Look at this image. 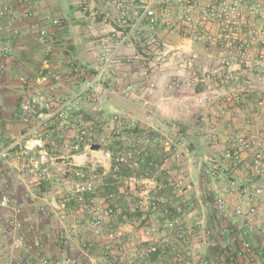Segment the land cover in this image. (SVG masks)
Here are the masks:
<instances>
[{
  "label": "built area",
  "instance_id": "obj_1",
  "mask_svg": "<svg viewBox=\"0 0 264 264\" xmlns=\"http://www.w3.org/2000/svg\"><path fill=\"white\" fill-rule=\"evenodd\" d=\"M32 16L31 12H17L0 0V21L6 19L12 25L20 19L29 20ZM160 24L167 27L178 25L198 34L195 39H201V35L214 26L221 35L219 40L222 44L229 42L240 50V62L246 63L249 49H264V0H122L117 25L111 27V36L106 40L104 36L99 41L93 74L89 76L86 68L72 59L67 60L69 72L81 80L82 85L76 94L65 99H54L43 91L44 82L52 75L47 63L44 69L46 75L42 76L45 79L40 77L30 83L28 95L20 104L23 127L17 134H11L7 144L0 149V163L12 161L16 164L19 177L29 178L33 182L51 181L55 185H60L72 172L74 180L67 182L69 191L83 203L84 196L93 194L97 184H103L105 180L119 182L123 178L125 183L137 184L134 172L143 165L155 167L153 159L147 160L143 153L151 143L149 138L140 142L142 152L126 154V160L123 156L112 158L110 152H104L101 160L89 166L72 162L59 167L55 156L46 147V135L54 127L66 123L73 114L78 117L82 110V99L95 91L109 68L118 62L123 49L132 47L145 28L151 31ZM242 33L246 35H239ZM25 34L37 39L47 52L56 42L54 31L36 23L28 26ZM207 38L210 40L208 43L213 40L210 36ZM151 43L161 48L156 40ZM258 57L261 59L259 64L264 65V56L259 54ZM0 58H13L9 45L0 46ZM221 63L229 66L231 60L225 58ZM262 68L260 66L258 72H261L260 78L264 79ZM4 69L5 66L0 64V70ZM133 91L131 84L121 89L125 95ZM234 103L241 104L238 96ZM260 105L264 118L263 101ZM227 134L226 148L219 159L203 156L198 160L202 188H195L189 170L180 169L160 188H144L137 195L131 204V212L153 217L163 215L165 218L162 225L149 224L141 231L142 236L150 240L160 234V230L165 234L162 240L151 242L143 256L166 254L170 264H264V185L248 187L234 177H223L225 170L235 172L239 169L256 178L264 176V134L254 136L236 128ZM211 143L218 146L219 138L212 136ZM91 145L86 132L81 131L72 144V151L90 152ZM123 169L130 172L127 177L121 176ZM142 174L148 177L150 171ZM145 180L152 181L148 178ZM84 209L90 211L89 230L98 242L104 243L102 248L105 255L109 248L107 243L114 239V234L104 231L103 225L115 215V210L101 202H91ZM40 210L43 211V208ZM0 212L7 216L0 240V264H29L15 258L19 252H27L36 264H55L41 254V242L35 236L36 228L28 223L24 215V206L13 201L3 188H0ZM60 218L65 220L64 216ZM82 246L86 247L85 241ZM3 253L4 258L1 257ZM253 254L260 257L258 262H252ZM60 264L78 263L65 259ZM108 264L135 263L131 257L126 259L119 254L113 255Z\"/></svg>",
  "mask_w": 264,
  "mask_h": 264
},
{
  "label": "crops",
  "instance_id": "obj_2",
  "mask_svg": "<svg viewBox=\"0 0 264 264\" xmlns=\"http://www.w3.org/2000/svg\"><path fill=\"white\" fill-rule=\"evenodd\" d=\"M1 1L17 12H31L33 16L29 20L20 19L12 25H9L6 19L0 21L3 25V29L0 30V46L9 45L13 50L12 59L0 58V64L5 66L4 70H0V149L7 144L11 134H17L22 129L20 104L28 95L30 83L46 75L44 70L46 63L52 75L44 82L43 91L54 99H65L76 94L82 85L81 80L69 72L67 60L72 59L78 65L90 67L98 51L93 35L98 32L101 25L105 29L103 21L101 24L96 23L99 22V15L102 16L105 11L104 9H101L100 13L93 11L102 8L97 0ZM95 13H98L97 20L93 18ZM34 23L55 32L56 42L50 52H47L45 46L37 39L25 34L28 26ZM15 31H18L19 35L15 34ZM125 54L128 55L127 57H132L130 49L125 50ZM132 69V73L117 72L118 78L114 77L112 81H120L122 86L129 84L131 79L136 82L141 81L135 68ZM42 78L45 79V77ZM148 80L134 83L135 92L122 104H116L109 96L114 94L111 87L101 88L99 91L103 93V97L107 93V97H110L109 100H105L103 108H106L108 112L117 111L126 116H135V112L138 115L142 113L143 120L140 126L142 129L157 126V120L151 119L154 114L157 116L161 113L164 119H175L178 111L166 106L170 103L169 94L155 87V81L151 78L153 82ZM114 86L117 89L120 88L117 85ZM142 87L143 89H140ZM200 88H193L195 96L203 94ZM119 93L122 94L121 91ZM148 95L147 101L141 99L142 96ZM156 108H159L160 112ZM140 110L143 112H139ZM205 113L202 114L205 115ZM148 118L149 120H145ZM201 120L198 123L200 130L211 131L215 128L212 117L210 121H206L205 118ZM85 124L88 125V123ZM66 125L54 127L53 131L46 135L47 144L50 143L53 147L50 151L59 152V155L55 157L57 161H60L57 162L58 166H66L72 162L89 166L99 161L101 155L91 150L80 153L72 151L74 140L69 141L67 138L75 137L74 133L78 127L76 114L66 121ZM216 128L221 131L223 125L217 124ZM65 133L69 136L66 137ZM201 147L200 145L199 148L197 147V154L204 149ZM103 167L107 168L106 165ZM227 174L236 178L244 186L264 185V176L256 178L240 169L235 172L225 171L224 175L228 176ZM68 176L71 181L74 180L72 172ZM50 183L52 184L51 181L33 182L29 178L19 177L16 164L12 161L0 163V188H3L13 201L24 206V215L28 223L36 228L35 236L41 242L43 256L54 261L55 264H60L65 259L73 260L78 264H108L113 255L119 254L126 259L131 257L135 264H146L149 261L155 264H170L169 256L166 254L143 256L144 250L151 242L162 240L165 234L160 230V234L150 240L143 237L141 231L149 224L162 225L165 220L163 215L153 217L149 214L131 212V204L120 194L123 193L120 188H115L114 193L109 192V188H96L93 194L84 196L83 203L79 201L77 195L69 191L67 184L46 188L45 185L48 186ZM141 193L142 191H134L132 199H136ZM91 202H101L115 210V215L103 225L104 231L114 234V239L107 243L109 248L105 255L102 248L104 243L98 242L89 230L90 211L84 208L89 207ZM41 208L43 211L40 210ZM61 216H64L65 220H62ZM6 220V214L0 212V240H2ZM83 241L86 242V247L82 246ZM64 242L67 244H63ZM1 257L4 258V253ZM15 258L23 263L36 264L27 252L16 253ZM251 259L252 262H258L260 257L253 254Z\"/></svg>",
  "mask_w": 264,
  "mask_h": 264
},
{
  "label": "rangeland",
  "instance_id": "obj_3",
  "mask_svg": "<svg viewBox=\"0 0 264 264\" xmlns=\"http://www.w3.org/2000/svg\"><path fill=\"white\" fill-rule=\"evenodd\" d=\"M97 2L102 5V8L93 11L100 13L101 9L105 10L102 16L99 15V22H96L101 24L103 21L105 29L101 25L98 32L93 35L95 44L98 45L101 38L105 36L106 40L111 36V27L117 25V16L122 0H97ZM93 18L97 20L98 13H95ZM205 33L201 35V39H195L198 34L182 29L178 25L167 27L160 24L151 31L145 28L136 37L132 47L123 49L118 62L109 68L108 74L96 86L95 91L93 90L90 95L82 99V110L77 114L78 127L74 133L75 137L67 138V140H75L81 131H85L89 141L100 145V149L92 151L93 153H98L102 157L104 152H110L112 158L123 156L125 160L126 154L141 151L143 145L140 142L144 138L151 140L150 145L144 148L143 153L146 154L147 160L153 159L155 167L150 168L143 165L140 170L134 172L138 179L137 184L130 185L125 183L122 178L119 182L105 180L103 184L98 183L97 188H109L111 193L115 192V188H122L123 193L120 194L130 204H133L136 200L132 199L134 191H143L144 188H160V185L167 179L177 175L180 169L189 170L195 188H202L198 160L204 155L219 159L226 148L227 133L230 130L236 128L254 136L264 134V118L260 105L261 101L264 104V79L260 78L261 72H258L260 66H263L262 69H264V65L259 64L261 59L258 57L259 54L264 56V49H249L246 63L240 62V57H238L240 50L229 42L222 44L219 40L221 35L216 27H209V31ZM239 35L244 37L246 34ZM208 36L213 38L210 43L207 42L210 41ZM153 40H156L161 46L160 49L151 43ZM128 49L132 51V57H127L128 55L125 54V50ZM96 57L90 67H84L88 70L89 76L93 74ZM225 58L231 60L229 66L221 63ZM132 68H135L134 70L138 73L141 81L136 82L131 79L129 84L134 87L131 94L135 92L134 83L146 82V79L150 80L151 78L155 81V87L160 88L161 92L166 91L169 94L170 103L166 106L178 111L175 119H164L161 113H158L157 116L154 114L151 119L157 120V126L142 129L140 128L143 120L142 113L138 115L135 112V116H126L117 111L108 112L106 108H103L105 100L110 99L107 97L108 93L103 97V93L99 91L101 88L105 89V86L114 90V94L109 96L116 104H122L125 99L130 98L131 94L126 96L119 93L125 85L122 86L120 81H112V78H118L117 72L132 73ZM109 83L112 85H108ZM114 85L120 88L117 89ZM195 87H201L203 94L195 96L193 93ZM236 96L240 98L241 104L234 103ZM147 98L149 95L141 97L144 101ZM98 99L101 101L99 102ZM156 109L160 112L159 108ZM204 112H206L205 115L202 114ZM210 117L213 118L215 128L211 131L200 130L198 123L202 121L201 118L210 121ZM145 120H149V118ZM217 124L223 125L221 131L216 128ZM62 126L67 125L64 123L57 127ZM65 135L69 136L68 133ZM212 136L219 138L218 146L212 145ZM165 142L166 146H164ZM199 145L204 149L197 154ZM46 147L53 156L59 155L58 151H50L53 148L50 143ZM144 171H150L148 177L143 176L142 172ZM167 172H170L171 175H168ZM129 173L127 169H123L121 176L127 177ZM227 175H223V177H231V175ZM146 178L152 179V181L148 180L147 182ZM70 179L69 176L65 177L61 184L66 185ZM212 183L211 180L210 184L212 185ZM45 187L54 188L55 184L50 183Z\"/></svg>",
  "mask_w": 264,
  "mask_h": 264
},
{
  "label": "water",
  "instance_id": "obj_4",
  "mask_svg": "<svg viewBox=\"0 0 264 264\" xmlns=\"http://www.w3.org/2000/svg\"><path fill=\"white\" fill-rule=\"evenodd\" d=\"M100 149V145L98 144H92L90 147L91 151H98Z\"/></svg>",
  "mask_w": 264,
  "mask_h": 264
}]
</instances>
